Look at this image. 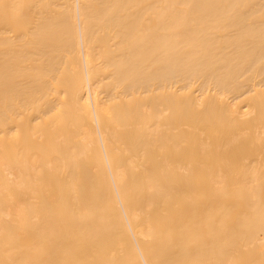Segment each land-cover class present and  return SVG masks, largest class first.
<instances>
[{"label":"bare ground","instance_id":"obj_1","mask_svg":"<svg viewBox=\"0 0 264 264\" xmlns=\"http://www.w3.org/2000/svg\"><path fill=\"white\" fill-rule=\"evenodd\" d=\"M0 264H264V0H0Z\"/></svg>","mask_w":264,"mask_h":264}]
</instances>
